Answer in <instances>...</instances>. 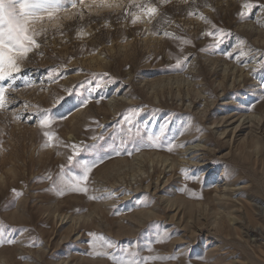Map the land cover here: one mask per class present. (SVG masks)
<instances>
[{"label":"rangeland","instance_id":"obj_1","mask_svg":"<svg viewBox=\"0 0 264 264\" xmlns=\"http://www.w3.org/2000/svg\"><path fill=\"white\" fill-rule=\"evenodd\" d=\"M247 2L251 10L245 0H170L152 23L137 24L123 7L93 10L61 19L64 35L52 30L56 21L35 25L48 33L23 65L32 83L17 81L15 103L0 111V231L15 240L0 244V264H114L89 254V233L100 237L97 251L175 257L148 264H264V0ZM200 13L230 33L224 44L207 47ZM81 26L89 35L77 36ZM241 51L248 55L237 61ZM59 96L66 100L53 111L66 118L52 127L60 140L95 144L81 158L103 161L87 194L53 188L71 148L43 147L35 116L12 118L25 103L49 108ZM129 109L137 114L126 124ZM109 190L115 195L89 198Z\"/></svg>","mask_w":264,"mask_h":264},{"label":"snow or ice","instance_id":"obj_2","mask_svg":"<svg viewBox=\"0 0 264 264\" xmlns=\"http://www.w3.org/2000/svg\"><path fill=\"white\" fill-rule=\"evenodd\" d=\"M187 2V0H185ZM170 0H127V4H123V0L117 2V0H0V111L9 110L10 106L15 103V101L9 99L11 93H14L16 88V82L22 81L25 86L32 83L24 75L23 65L29 58V54L36 49L40 48V42L38 38L46 37L48 29L41 27L37 29L35 25L43 23L45 21L57 23L52 25V30L58 32L60 35H64L61 31L63 25L59 23L61 19H72L78 18L83 20L85 14L91 17L93 10H96L97 15H99V10L108 8H121L123 7V12L121 15L124 19H131L132 24L143 23L147 20L148 23H152L159 13L158 5L168 4ZM195 4V0H193ZM205 6H208L205 4ZM254 7L253 4L247 2L242 4L243 9L251 10ZM261 10L264 11V3L260 4ZM196 14V9L188 12V15ZM240 18H244L246 13L241 11L238 13ZM200 19L204 20L206 24L210 25L209 30H206L201 34L203 37L211 38V43L207 46L208 48H216L221 44L225 43L226 38L230 35L229 32L224 29L218 28L215 24H212L208 17L204 16L203 13L199 14ZM95 22V21H93ZM107 26V25H106ZM160 32V29L153 31V35ZM89 35L85 32L81 26L77 31V36L82 37ZM163 35L165 37H173L174 39L181 40L182 43H191L190 40L184 39L182 37H175L173 33L164 31ZM202 51L205 49H201ZM229 58L234 55V52L224 53ZM248 53L241 51L239 55L235 58L240 61L242 56H246ZM187 57L184 60L179 58L176 59V67L181 68L186 62ZM261 69H264V60L260 62ZM253 71H256L255 69ZM59 75L55 70H51L48 76V80L54 81ZM103 77L107 78L108 74H101ZM95 87L102 88L104 85L97 83ZM68 92V90H65ZM71 95V92L68 93ZM90 99V97H89ZM89 99L80 100L79 104L81 107L85 106ZM66 97L59 96L54 98V102L49 108H40L39 106H32L25 103L24 108L19 111L12 112L13 120H21L26 118L32 120L35 116L38 121L40 130L44 137L43 147H49L52 144L63 145L66 148H71L72 152L67 156L66 164L60 165V185L58 186L55 181L53 182V188L57 190L59 195H63L65 191H72L78 193H89L90 184V174L98 163H102V160H87L82 159V153L88 151L90 148H94L95 144L89 146L86 144H67L60 140L59 136L53 129V125L57 123L58 120L65 119L64 116H56L54 114V109L65 102ZM30 107H35L34 114H28L25 117ZM137 114L135 109H129L127 115L123 117V122L126 124L132 123V118ZM131 132V129H128ZM163 129L161 130V132ZM135 136L140 135L139 129L134 133ZM93 141L97 139H103V137H92ZM160 136L150 137L151 146H159ZM126 141L122 140L119 148L122 150L123 145ZM2 143V141H0ZM183 145L170 144L169 151H172L176 147H182ZM117 155L120 151L116 148L113 149ZM139 149H137L138 151ZM131 155V152H128ZM74 170H79L76 174H72ZM67 177V178H66ZM47 179L52 180L51 176ZM16 193V190H12ZM19 195L20 193H16ZM115 195L114 191H106L99 196L91 195L90 199H103L105 197H112ZM146 203V202H141ZM90 253L91 255H103L110 256L114 264H148L150 260L157 259H172L175 257L170 256H147L141 257L136 251H129V249H119L120 252L125 253V256L118 255L116 252L109 251H97L95 240L100 239L97 237L96 233L88 234ZM165 238L166 234H165ZM13 244L15 240L12 238H7L4 236L3 232L0 231V244ZM107 249H115L116 245L111 241L105 239L104 241ZM127 257V258H126Z\"/></svg>","mask_w":264,"mask_h":264}]
</instances>
